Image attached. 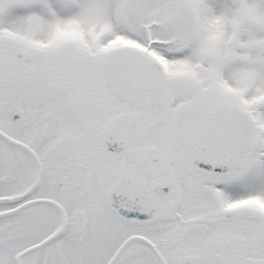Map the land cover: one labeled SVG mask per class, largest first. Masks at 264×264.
<instances>
[{
  "label": "snow or ice",
  "instance_id": "1",
  "mask_svg": "<svg viewBox=\"0 0 264 264\" xmlns=\"http://www.w3.org/2000/svg\"><path fill=\"white\" fill-rule=\"evenodd\" d=\"M0 264H264V0H0Z\"/></svg>",
  "mask_w": 264,
  "mask_h": 264
}]
</instances>
